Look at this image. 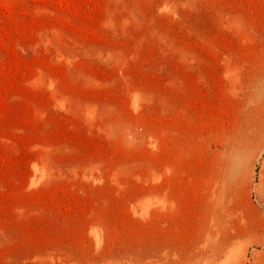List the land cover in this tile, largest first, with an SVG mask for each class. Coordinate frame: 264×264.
I'll list each match as a JSON object with an SVG mask.
<instances>
[{"label": "rangeland", "instance_id": "1", "mask_svg": "<svg viewBox=\"0 0 264 264\" xmlns=\"http://www.w3.org/2000/svg\"><path fill=\"white\" fill-rule=\"evenodd\" d=\"M0 264H264V0H0Z\"/></svg>", "mask_w": 264, "mask_h": 264}]
</instances>
